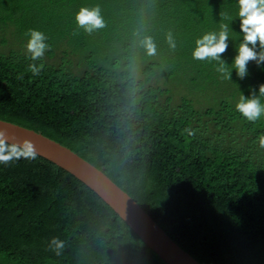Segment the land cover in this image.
<instances>
[{"label": "trees", "instance_id": "obj_1", "mask_svg": "<svg viewBox=\"0 0 264 264\" xmlns=\"http://www.w3.org/2000/svg\"><path fill=\"white\" fill-rule=\"evenodd\" d=\"M97 5L106 26L89 34L75 14ZM238 11V0H0V119L101 170L200 264H264V116L252 123L235 107L259 94L264 64L228 80L215 61L192 58L196 39L226 23L232 68ZM28 29L52 45L42 60L27 52ZM32 63L44 64L39 75ZM52 237L64 241L60 256ZM0 264L166 263L86 185L37 156L0 164Z\"/></svg>", "mask_w": 264, "mask_h": 264}, {"label": "clouds", "instance_id": "obj_2", "mask_svg": "<svg viewBox=\"0 0 264 264\" xmlns=\"http://www.w3.org/2000/svg\"><path fill=\"white\" fill-rule=\"evenodd\" d=\"M240 29L243 39L239 44L237 55L233 59L232 68L222 59L228 49L229 24H221L220 30L203 34L195 41V48L192 51V58L197 61H215L218 65L217 72L222 74L224 79L231 80V72L234 69L240 79L248 75L247 66L249 62H256L257 66L264 64V0H238ZM225 19L230 17L225 14ZM75 22L78 27L91 34L93 31L106 26L101 14L100 7H81L75 14ZM25 36L29 37L26 49L30 53L32 61L42 60L46 51H51L52 45L46 43L47 36L36 29H28ZM169 46L175 48V40L171 32L167 36ZM148 55H155L156 46L151 37H145L142 41ZM259 46V51H257ZM44 64L32 63L28 71L34 76L39 75ZM260 97H264V84L259 86V94H253L246 98L242 94L236 104V110L249 122L255 123L264 116V103ZM189 136H194V130L185 129ZM258 143L264 148V134L258 137ZM38 156L37 149L30 139H24L22 143H9L6 128H0V164L8 165L18 162L21 159L35 160ZM64 248V241L58 237H52L48 250L56 256H60Z\"/></svg>", "mask_w": 264, "mask_h": 264}, {"label": "water", "instance_id": "obj_3", "mask_svg": "<svg viewBox=\"0 0 264 264\" xmlns=\"http://www.w3.org/2000/svg\"><path fill=\"white\" fill-rule=\"evenodd\" d=\"M9 143L30 139L41 156L81 181L104 201L134 234L166 264H200L181 249L151 217L101 170L60 143L17 124L0 119Z\"/></svg>", "mask_w": 264, "mask_h": 264}, {"label": "rangeland", "instance_id": "obj_4", "mask_svg": "<svg viewBox=\"0 0 264 264\" xmlns=\"http://www.w3.org/2000/svg\"><path fill=\"white\" fill-rule=\"evenodd\" d=\"M155 81L158 82L159 84H163V79L159 76L157 77Z\"/></svg>", "mask_w": 264, "mask_h": 264}]
</instances>
